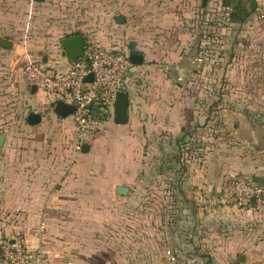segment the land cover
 <instances>
[{
    "label": "crops",
    "instance_id": "1",
    "mask_svg": "<svg viewBox=\"0 0 264 264\" xmlns=\"http://www.w3.org/2000/svg\"><path fill=\"white\" fill-rule=\"evenodd\" d=\"M224 1L235 21L255 18V0ZM206 5L202 1V8ZM73 34L81 33L67 36ZM182 34L185 36L180 37L181 41L162 43L149 35V41L129 43L131 53L143 55V63L132 67L123 90L130 99L129 120L117 124L113 118L106 130L86 136L82 145L89 144V151L83 152L82 145L76 147L73 116L57 115L53 107L51 111H29V129L42 128L48 134L21 138L23 146L18 151L11 150L9 136L0 132L6 134L0 147V235L20 233L29 246L46 252L48 264H73L70 257L81 252L88 257L98 251L111 253V248L117 254L122 252V244L110 245L113 237L109 223L114 217L131 223L140 221L144 203L138 181L146 158L145 146L150 163L160 152L183 150L182 143L201 137L202 114L197 104L169 102V96L182 95L183 90L164 87L175 72L170 70L171 65H182L187 76L188 63L194 64V58L189 60L195 44L187 45L185 39L189 37ZM0 35L9 38L3 32ZM83 36L86 41H97ZM103 36L97 42L104 47L122 42L108 31ZM28 52L32 53L21 51V63ZM63 53L52 49L40 60L52 72L65 71L70 62ZM134 72L148 75L152 86L147 90L134 88ZM29 91L31 103L37 102L40 107L44 102L41 95L52 103V97L44 91L33 92L30 85ZM31 113L39 115L40 120L29 122ZM236 126L230 132L233 138L229 149L212 147L203 161L186 154L191 169L181 171L179 184L170 187L171 204L164 202L161 214L156 211V200L147 201L146 226L138 223L140 228L130 231L134 241L147 238L151 264L157 259L161 261L157 264H264V202L255 203L249 210L211 204L212 196L237 173L264 183V128L246 119ZM120 186L127 187L128 193L120 194ZM147 191H152L151 186ZM73 225H83V230L72 231ZM144 228L146 234L140 231ZM116 238L123 240L122 235ZM168 249L173 258L167 254Z\"/></svg>",
    "mask_w": 264,
    "mask_h": 264
},
{
    "label": "rangeland",
    "instance_id": "2",
    "mask_svg": "<svg viewBox=\"0 0 264 264\" xmlns=\"http://www.w3.org/2000/svg\"><path fill=\"white\" fill-rule=\"evenodd\" d=\"M228 6L224 0H209L205 8L201 0H0V32L14 41L12 49L0 48V132L9 136L11 150L18 151L23 146L20 140L23 137L48 134L42 128L30 130L26 117L31 110L43 112L47 108L51 111L53 107L44 95H41L44 102L40 107L37 102H30L29 84L21 67V51L29 50L42 59L43 54L57 49L63 56L61 38L74 32L100 41L108 31L114 39H120V43L128 44L129 49L130 42L149 41V35L166 43L171 39L181 41L180 37L185 36L182 33H187L189 38L185 43L195 44L189 60L194 58V64L188 63L187 76L179 80L175 71L164 87L183 90L182 95L169 96V102L197 104L202 114L201 137L182 143L183 150L156 154L157 159L154 156L150 163L148 146H145L146 158L138 181L144 203L140 221L131 223L123 218L122 223L121 218L114 217L109 223L113 237L109 239L110 245L122 244V252L117 254L111 248V253L98 251L89 257L81 252L70 257L73 264H151L147 238L134 241L130 229L140 228L138 223L146 226L149 199L157 201L159 214L164 211V202L171 204L170 187L179 184L181 171H189L192 166L186 161V154L203 161L212 147L229 149L233 138L230 132L245 119L264 128V25L251 16L233 20ZM120 15L127 21L118 23L116 17ZM200 54L205 55V59L198 64L196 57ZM132 78L134 88L147 90L152 86L148 75L134 72ZM152 165L153 169H149ZM82 226L73 225L72 231H82ZM140 231L146 234L145 228ZM119 234L123 240L115 239ZM13 236L25 240L20 233ZM157 260L156 264L161 262ZM5 262L0 253V264Z\"/></svg>",
    "mask_w": 264,
    "mask_h": 264
},
{
    "label": "built area",
    "instance_id": "3",
    "mask_svg": "<svg viewBox=\"0 0 264 264\" xmlns=\"http://www.w3.org/2000/svg\"><path fill=\"white\" fill-rule=\"evenodd\" d=\"M256 21L264 25V0H257ZM128 44L104 47L99 42L87 40L82 57L73 60L65 71L52 72L34 54L28 52L21 67L26 81L52 97V105L62 100L75 107L74 118L78 149L86 136L100 133L114 118V103L117 93L123 91L129 73L134 66ZM205 55L197 56L198 64ZM179 80L184 79L180 65L170 66ZM92 74L93 79L87 77ZM199 73L197 72V76ZM264 202V183L245 173L233 175L211 198L216 207L234 206L249 210L254 204ZM167 254L173 258L168 249ZM0 253L9 264H48V257L42 248H33L20 236L0 237ZM72 264V263H68ZM246 264V263H241Z\"/></svg>",
    "mask_w": 264,
    "mask_h": 264
},
{
    "label": "water",
    "instance_id": "4",
    "mask_svg": "<svg viewBox=\"0 0 264 264\" xmlns=\"http://www.w3.org/2000/svg\"><path fill=\"white\" fill-rule=\"evenodd\" d=\"M203 5L205 6L207 3V0H202ZM117 21L119 23H124L126 21V18L123 16L117 17ZM85 43L86 39L82 34H73L70 36H66L62 38L61 45L65 52V55L68 59V61L71 63L73 60L82 57L84 55L85 51ZM14 46V41L10 38H6L2 35H0V47H3L5 49H12ZM131 61L134 65H140L143 63V55L138 52H132L130 54ZM88 80L93 79V75L90 74L87 77ZM38 88L33 85L32 91H37ZM129 95L126 91H119L116 96V100L114 103V122L117 124H125L128 122V106H129ZM55 113L60 116H68L71 115L75 111V107L72 105L66 104L64 101L59 100L55 104L52 105ZM40 120V116L34 113H31L28 117V121L31 123H35ZM6 134L0 133V147L4 145ZM89 144L84 143L82 145V151L87 152L89 151ZM230 181H228L227 184H229ZM129 189L124 186L118 187V192L122 195L127 194ZM253 204L256 203V199H252Z\"/></svg>",
    "mask_w": 264,
    "mask_h": 264
},
{
    "label": "trees",
    "instance_id": "5",
    "mask_svg": "<svg viewBox=\"0 0 264 264\" xmlns=\"http://www.w3.org/2000/svg\"><path fill=\"white\" fill-rule=\"evenodd\" d=\"M254 6H255V2H254ZM253 8H255V7H253ZM232 17H233V14H232ZM232 17H231V18H232ZM234 17H235V16H234ZM234 17H233V18H234ZM233 20H235V19H233Z\"/></svg>",
    "mask_w": 264,
    "mask_h": 264
},
{
    "label": "flooded vegetation",
    "instance_id": "6",
    "mask_svg": "<svg viewBox=\"0 0 264 264\" xmlns=\"http://www.w3.org/2000/svg\"><path fill=\"white\" fill-rule=\"evenodd\" d=\"M256 4H257V0H255V7H256ZM254 12H255V10H254Z\"/></svg>",
    "mask_w": 264,
    "mask_h": 264
}]
</instances>
